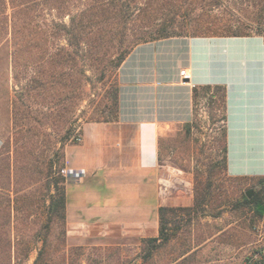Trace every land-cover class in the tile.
<instances>
[{
    "label": "rangeland",
    "instance_id": "374dc122",
    "mask_svg": "<svg viewBox=\"0 0 264 264\" xmlns=\"http://www.w3.org/2000/svg\"><path fill=\"white\" fill-rule=\"evenodd\" d=\"M147 1L16 0L0 15V264H241L264 229V216L246 201L264 202V176H253L263 163L233 162L235 177L227 172L220 92L215 100H197L191 129L180 125L162 140V174L150 179L148 197L159 198L162 207L194 209L178 213L169 225L173 239L152 257H146L145 240L159 236L157 202L148 221L141 210L116 213L109 224L78 216L83 222L69 225L49 215L51 182L66 167L67 146L80 143L88 124L119 117L124 62L112 66L123 51L152 42L144 36L161 21L142 10ZM183 1L175 9L180 15L187 9ZM110 2L111 9L104 8ZM202 8L195 5L194 15H207L192 23L178 19L171 29L191 37L194 24L264 31V0ZM78 22L77 44L69 32ZM87 186L72 184L71 202L79 204Z\"/></svg>",
    "mask_w": 264,
    "mask_h": 264
},
{
    "label": "crops",
    "instance_id": "0c3cea01",
    "mask_svg": "<svg viewBox=\"0 0 264 264\" xmlns=\"http://www.w3.org/2000/svg\"><path fill=\"white\" fill-rule=\"evenodd\" d=\"M218 89L226 112L227 172L235 177L233 162H259L262 172L253 176L263 177L264 36H176L142 43L120 68L118 119L88 124L81 142L65 150L66 167L85 171L66 185L68 224L82 223L78 216L109 224L126 210H141L148 221L151 205L162 207L148 194L150 179L162 174L163 138L180 125L191 129L197 100H215ZM72 184L88 185L77 205L70 200Z\"/></svg>",
    "mask_w": 264,
    "mask_h": 264
},
{
    "label": "trees",
    "instance_id": "16d2710c",
    "mask_svg": "<svg viewBox=\"0 0 264 264\" xmlns=\"http://www.w3.org/2000/svg\"><path fill=\"white\" fill-rule=\"evenodd\" d=\"M16 0H0V15L6 10L7 8V4L10 3L11 5L14 6ZM182 0H148L146 3V6L142 9L143 11H147V10H151L152 13L159 15L160 16V21L161 23L159 24V27L156 28V30L154 32L148 33L147 38H152L151 41H157V40H161V39H165V38H170V37H176V36H185L179 33L175 32V29H171L172 27H174V23L178 20V19H185L192 22H196L198 19H200L202 16L207 15L206 13H202L197 15H194V11H195V5L201 6L203 7L202 10H207L210 9V7L216 6L218 4H222L223 0H184V3H187V9L185 11V13H183L182 15H180L178 13V10H175L176 7L179 6L180 2ZM249 1H257V0H249ZM261 1V0H258ZM104 4V3H103ZM111 9V7L113 6L112 2L109 3V5H106L104 8ZM165 6H169V8L166 10V12H164ZM181 11V8H180ZM197 19V20H196ZM246 19V18H245ZM240 20L243 22V18H240ZM250 19H247L246 21H248ZM82 21V20H81ZM244 21V22H246ZM82 25L81 23H74L71 30H73V33L69 34L71 36H73L74 41L76 40V43L78 44V41H80V36L78 33H76V31L78 30V28H80V26ZM195 29L193 32L197 33L195 36H203V37H214V36H251L253 34H248L243 32V30H241V28H234L233 26H225L224 30H217V31H212L209 30L208 27H203L200 26V24H194ZM258 35H262L263 34V30L262 28H257L256 29ZM222 33V34H220ZM83 37L85 38V40H83V42H86V39L88 41V37L89 34H83ZM144 37L137 39L134 43H133V47L138 45L139 42L138 40H144ZM78 40V41H77ZM148 42V41H145ZM132 48L129 50H125L123 51L115 60L114 65L112 66L113 69H117L127 58V56L131 53ZM220 91V89L217 90V92ZM118 119V118H117ZM226 147L223 148V152H224V157H223V161L225 162L226 165ZM64 167H62L59 171V178H55L54 180H52L51 182V186L54 187L55 189V194L53 195V197H51L50 200V205H49V215L51 217H55V218H59L63 221H66L67 216H66V205H67V200H66V187H65V181L66 178L62 175L61 171ZM260 184L264 183V178H262L259 181ZM248 204H253L254 208H256L258 214L260 216H264V202L261 201V199L258 198H253V199H246ZM200 203H198V201L196 202V207H200ZM194 208H169V207H160L159 208V222H160V229H159V236L156 238H150V239H146L145 243L148 244V246L150 245L151 247H148L147 245H145V249H146V257L150 258L153 256V253L160 248L162 245L168 243L169 241H171V239H173L174 234H172V232H170V228L169 225L170 223H172L174 221V218L178 215L179 212H187L189 214H191L193 212Z\"/></svg>",
    "mask_w": 264,
    "mask_h": 264
},
{
    "label": "built area",
    "instance_id": "2783aa9c",
    "mask_svg": "<svg viewBox=\"0 0 264 264\" xmlns=\"http://www.w3.org/2000/svg\"><path fill=\"white\" fill-rule=\"evenodd\" d=\"M78 141L81 142V137ZM61 173L67 180H78L85 174V171L65 167ZM241 264H264V229L260 230L256 243L248 251Z\"/></svg>",
    "mask_w": 264,
    "mask_h": 264
},
{
    "label": "water",
    "instance_id": "95a60500",
    "mask_svg": "<svg viewBox=\"0 0 264 264\" xmlns=\"http://www.w3.org/2000/svg\"><path fill=\"white\" fill-rule=\"evenodd\" d=\"M247 196H248L249 198H251V197H252V192H251V191L247 192Z\"/></svg>",
    "mask_w": 264,
    "mask_h": 264
}]
</instances>
